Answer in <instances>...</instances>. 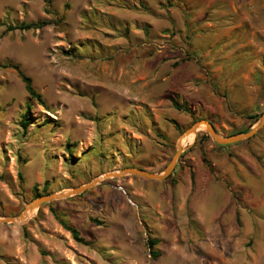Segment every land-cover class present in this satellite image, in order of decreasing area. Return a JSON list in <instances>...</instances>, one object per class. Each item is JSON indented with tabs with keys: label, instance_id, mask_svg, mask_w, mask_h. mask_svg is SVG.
<instances>
[{
	"label": "rangeland",
	"instance_id": "374dc122",
	"mask_svg": "<svg viewBox=\"0 0 264 264\" xmlns=\"http://www.w3.org/2000/svg\"><path fill=\"white\" fill-rule=\"evenodd\" d=\"M263 112L264 0H0V218ZM184 142L0 223V264H264V128Z\"/></svg>",
	"mask_w": 264,
	"mask_h": 264
},
{
	"label": "water",
	"instance_id": "95a60500",
	"mask_svg": "<svg viewBox=\"0 0 264 264\" xmlns=\"http://www.w3.org/2000/svg\"><path fill=\"white\" fill-rule=\"evenodd\" d=\"M202 126H205V130L208 132V134L210 136H212L216 140V142L219 145L229 146V145H233V144H237V143H240L243 141L250 140L253 137H255V135L257 133H259V131H261L264 128V112L260 115V118H259L257 124L254 127H252L249 132L237 133V134L230 135V136L221 135L219 133V131L216 129V127L212 121L205 120V119L198 120V121L194 122L192 124V126L189 127L182 134L180 141H179V145H178V151L163 173L157 174V173L147 171L145 169H140V168H135V167H127L120 172L109 173V174H106L104 176H101L98 179H96L95 181H93L92 183L85 185V186H82V187H79V188L72 189L71 191H69L66 194H51V195L39 197V198L33 200L31 203H29L27 205L26 209L23 211V213L20 214L18 217H16V218H0V223H3V224L4 223H16V224L21 223L28 218L29 212L39 210L43 205L48 204L52 201L60 200L63 198H67V197H71L73 195L80 194V193L86 191L87 189L96 186L97 184H99L100 182H102L103 180H105L106 178H109V177H111V178H122L125 175L131 174V175L142 177V178L147 179V180L164 181L172 175V173L174 172V170L177 166L178 160L184 151L183 145H182L183 140L190 137V136H196L198 134V132L201 131L200 128Z\"/></svg>",
	"mask_w": 264,
	"mask_h": 264
},
{
	"label": "trees",
	"instance_id": "16d2710c",
	"mask_svg": "<svg viewBox=\"0 0 264 264\" xmlns=\"http://www.w3.org/2000/svg\"><path fill=\"white\" fill-rule=\"evenodd\" d=\"M48 25L47 22H37V23H30V24H22L18 27H16V29H20V30H33V29H41L43 28L44 26ZM20 73V76L23 80V82L25 83L26 85V88H27V91L28 93L30 94V97L39 101L41 105L45 106V103L43 102L42 100V97L40 94H38V92L36 91V89L34 88L33 86V82L31 80V78L27 77L24 73L22 72H19ZM177 107H179V105H176ZM180 108V107H179ZM181 109V108H180ZM201 120V119H199ZM32 124V118L30 117V114L27 113L22 122H21V126L23 127L24 130H27V128ZM206 160V159H205ZM142 169V168H140ZM37 190V189H36ZM64 225V227L69 230L75 240H77L78 242H85L84 239H82L80 236H79V232L74 228V227H71L69 224L67 223H62ZM151 244L152 246L156 245L157 242L156 241H151ZM154 256L157 258L159 255L157 253H154Z\"/></svg>",
	"mask_w": 264,
	"mask_h": 264
},
{
	"label": "bare ground",
	"instance_id": "6f19581e",
	"mask_svg": "<svg viewBox=\"0 0 264 264\" xmlns=\"http://www.w3.org/2000/svg\"><path fill=\"white\" fill-rule=\"evenodd\" d=\"M203 129H205V126H202V127L200 128V130H203ZM190 137H192V136H190ZM190 137H188V138H190ZM186 139H187V138H186ZM186 139H184V140H186ZM184 140H183V143H185ZM183 143H182V145H183ZM183 146H184V145H183ZM32 212H35V211H32ZM32 212H29V213H28V216H29V215H32V214H31Z\"/></svg>",
	"mask_w": 264,
	"mask_h": 264
}]
</instances>
